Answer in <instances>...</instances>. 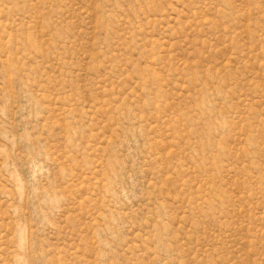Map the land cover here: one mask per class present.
I'll return each instance as SVG.
<instances>
[{
	"label": "rangeland",
	"instance_id": "obj_1",
	"mask_svg": "<svg viewBox=\"0 0 264 264\" xmlns=\"http://www.w3.org/2000/svg\"><path fill=\"white\" fill-rule=\"evenodd\" d=\"M0 264H264V0H0Z\"/></svg>",
	"mask_w": 264,
	"mask_h": 264
}]
</instances>
